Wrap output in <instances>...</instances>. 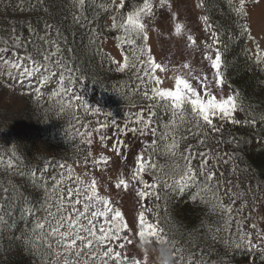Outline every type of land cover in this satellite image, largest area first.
<instances>
[{
  "label": "trees",
  "instance_id": "trees-1",
  "mask_svg": "<svg viewBox=\"0 0 264 264\" xmlns=\"http://www.w3.org/2000/svg\"><path fill=\"white\" fill-rule=\"evenodd\" d=\"M158 1L150 0L153 5ZM11 2L12 6L7 9L0 4V39L8 41L9 45L13 43V35L26 40L30 36L29 25L41 35L44 34V25H51L50 38H54L59 30L65 57L74 68L80 69L78 75L82 76L83 88L77 86L79 94L88 104L90 113L93 109L99 110L85 119L82 109H77V114L82 118L81 124L91 121L89 130L92 125L102 129L101 123L110 125L116 121L122 126L128 123L131 103L143 107L151 102L141 95L145 88L151 94V82L133 94L126 86L135 87L139 83L135 70L129 67L124 72L117 71L113 59L104 49L105 41L116 42L129 64L134 62V56L140 55L139 45H143L149 55L147 41L140 40L135 47L122 43L119 39L123 36L122 30H115L107 24L109 17L119 19L121 13L126 15L135 7L142 6L143 0H124V9L118 6L114 8L113 0ZM202 2L205 17L216 34L220 49L222 82L232 91L237 111L243 116L239 124L214 119V123L222 126L223 130L213 135L219 140L228 141L214 146L233 157L222 170L228 174L233 168L236 169L232 179L240 187L234 190L244 195L231 205L232 222L227 230L224 223L226 217L222 218L210 197L195 196L196 189L171 192L167 196L160 192V200L155 197L144 200L147 205L150 202V219L158 230H162L161 239L172 247L173 262L181 264L177 259L179 253L174 251L179 248L185 257L184 264L189 257L192 260L203 257L206 264H264V253L260 248L235 246L236 221L240 217L243 220L242 231L254 243L260 244L256 232L264 234V217L261 223L255 218V209L259 206L263 207L264 216V67L249 53L251 36L245 11L240 15L239 8L231 0ZM20 54H23L22 50ZM141 59H146V56ZM136 67L141 69L142 75L145 66L137 62ZM147 67L151 69V65ZM13 84L26 101L19 113L0 114V157L5 162L0 165V178H11L19 190L39 206L46 195L43 181H48L50 190L54 183L52 176L58 179L59 173L65 170L60 169L59 165L72 166L87 161L91 156L89 153L92 154L91 145L78 135H70L77 128L80 131L85 129L67 114L60 113L58 107L47 100L48 92L44 93L45 98L42 99L35 95L33 89L21 87L16 81ZM167 119L165 117V121ZM129 126L132 125L129 123ZM154 127H157V137L152 139H157L158 151L152 154L150 163L163 167L170 162L164 153V142L158 140L164 129L162 126ZM190 142L193 141L181 142V150ZM145 154L148 155L147 152ZM9 160L13 163L12 168L6 167ZM224 203L229 204L227 198H224ZM241 205L243 210L237 215L235 210ZM46 212L51 214L52 210L46 209ZM34 227L35 218L21 219L19 209L5 216L3 223H0V264H52L55 256L40 238L39 230L33 231ZM114 250L119 252V247L116 246ZM125 264L130 263L125 261Z\"/></svg>",
  "mask_w": 264,
  "mask_h": 264
},
{
  "label": "snow or ice",
  "instance_id": "snow-or-ice-1",
  "mask_svg": "<svg viewBox=\"0 0 264 264\" xmlns=\"http://www.w3.org/2000/svg\"><path fill=\"white\" fill-rule=\"evenodd\" d=\"M160 3L162 6L164 0H160ZM0 4L5 9L12 6L11 0H0ZM118 7L124 9V0H120ZM153 7L150 0H143L142 6L135 7L126 15L121 13L119 19L113 17L111 26L115 30H122L123 36L119 37L122 43L135 47L138 41H147L144 20L152 14ZM238 11L240 15H243L244 0H240ZM28 27L30 36L26 40L13 35V43L9 45L8 41L0 39V45H2L0 46V78L7 77L10 81L18 82L21 87L33 89L35 95L42 99L45 98L44 93L48 92L47 100L57 106L60 113L67 114L77 124H81L82 119L77 114V109H82L85 119L89 114L95 115L99 110L93 109L90 113L88 104L79 94V88H83L82 76L78 75L80 69L74 68L71 61L65 57L60 44L59 30L54 38H50L51 25H44L43 35L31 25ZM176 30L180 31L179 26ZM212 40L215 44V33H212ZM208 48L215 51L211 44ZM20 50L23 54H20ZM139 50L140 55L134 56L133 63L129 64L128 58L125 57L124 65L117 68L120 72H124L129 67L135 70V78L139 83L135 87L126 86L133 94L138 93L141 86L148 82L160 83L152 75V71L159 65L152 61L150 55H147L143 45H139ZM145 56L146 59H141ZM205 59L210 62L211 69L216 70L215 84H222L219 74L221 62L219 52L216 51L215 58L209 52L205 55ZM257 60H260L259 55ZM137 62L145 66L142 75L141 69L136 67ZM147 65H151V69ZM146 77L147 80H145ZM193 79L203 86V93L185 78L175 80L174 90H161L153 86L150 89L151 94L147 88L141 93L151 102L141 107L139 111L130 113L127 118V122L132 125L130 131L146 138L157 137V127L154 125L162 126L164 131L160 133L158 140L164 142V153L170 162L163 167L150 163L152 154L158 151V141L152 139L151 143L145 146L147 157H136L129 181H138L143 186L139 191L141 199L155 197L156 200H160L162 198L160 192L167 196L171 192L196 189L195 196L210 197L222 218L226 217L224 223L227 230L232 222L231 205L235 204L244 193L234 190L240 187L232 179L236 169L233 168L228 174L222 170L230 164L233 157L214 146L228 143L213 135L223 130L222 126L214 123V119L239 124L240 121L233 115L237 105L232 96L225 98L222 90L214 87V82L209 80L207 75L203 78L194 76ZM218 96L219 99H217ZM130 107L136 108L137 105L133 102ZM165 117L168 118L167 121ZM90 124L91 121L82 123L81 127L85 130L80 131L77 128L76 132L70 135H78L82 141L91 144L90 137L94 132L99 133L100 129L92 125L89 130ZM100 127L107 128L108 124L101 123ZM104 139L106 137L101 135L100 140ZM190 139L193 142L187 143L181 150V142ZM113 147L115 148V145ZM12 155L15 156V153ZM4 163L3 157H0V165ZM6 167H13L11 160L7 162ZM59 168L67 170V179L72 183L65 186L64 172H61L60 179H57L55 175L52 176L54 183L49 190L48 181L45 179L43 190L46 195L39 206L25 196L11 178H0V223H3L5 216L11 215L14 209H19L21 219L34 217L33 231L39 230L40 238L44 240L47 249L54 254L55 259L52 264H125V260L121 258L122 253L115 251L112 246V242L122 239L121 232L129 228V225L123 222L124 216L121 211L114 210L110 202L98 194L97 188L93 193L92 185L81 186L83 182L79 177L73 178L71 166L60 164ZM145 172L152 177L151 182L143 178L142 173ZM122 185L127 187L123 177L119 179L116 188ZM224 198L228 199L229 204L224 203ZM46 209H52L55 215L46 212ZM242 210L243 205L236 208V214L239 215ZM38 213H44V215L39 216ZM101 218H103L102 222ZM139 222L140 237L147 234L149 237L160 240L162 230L148 223L144 213L140 214ZM236 225L235 246L240 248L247 245L249 249L260 248L264 253V235L256 232L255 235L260 240V244L254 243L250 236L242 231L243 220H237ZM252 227L255 228L256 225L253 224ZM128 243L131 244V240H128ZM119 247L123 249L125 245L120 243ZM174 251L179 253L177 259L184 264L185 257L181 250L176 248ZM135 264H140V260L136 259ZM144 264H147L146 260ZM187 264H194L191 257L188 258ZM199 264H205L203 257L200 258Z\"/></svg>",
  "mask_w": 264,
  "mask_h": 264
},
{
  "label": "rangeland",
  "instance_id": "rangeland-1",
  "mask_svg": "<svg viewBox=\"0 0 264 264\" xmlns=\"http://www.w3.org/2000/svg\"><path fill=\"white\" fill-rule=\"evenodd\" d=\"M232 1L240 8V0ZM114 2L115 5H119L120 0H114ZM153 6L152 14L145 17L144 22L148 36V53L152 57V61L159 65L152 71V75L160 83L155 84L154 81H151V86L161 90H174L175 80L185 78L199 92L203 93V86L193 77L200 76L203 78L204 75H207L209 80L214 82V87H219L222 90L225 98L227 96L233 97L232 91L223 82L219 85L215 84L216 70L211 69L210 62L205 59V55L209 52L215 58V53L216 51L219 52V49L217 42L213 44L212 33L214 32L204 15L201 1L164 0L162 6L160 1ZM244 10L252 37L248 43L249 53L256 60L259 55L260 60L257 61L264 67V0H244ZM107 23L110 25L111 19H108ZM177 26L180 28L179 32L176 30ZM210 44L215 51L208 48ZM104 49L114 60L117 68L124 65L125 59L117 43L105 41ZM220 70L221 65L219 74ZM219 98L218 96L217 99ZM25 101V98L14 88L13 81L7 77L0 78L1 116L7 113H19L24 109ZM140 109L141 107L130 108L127 116ZM233 115L235 119H243L242 114L236 111ZM126 126L129 128L126 129ZM131 127L129 123H123L121 126L116 121L108 125L107 128L100 129L99 133L93 134V137H90L92 139L90 158L87 161L72 165V174L73 178L79 177L83 182L81 186L83 184L92 185L93 193L97 188L98 194L107 199L111 207L121 211L124 216L123 222L129 225V228L121 232L122 239L120 241L112 242L113 248L119 247L120 243L125 245L123 249L119 247L122 259L130 264H135L136 259L140 260V264H144L145 260L147 264H165L166 257L161 252V249L166 245L165 242L161 238L156 240L147 234L143 237L139 236L141 230L140 214L144 213L145 220L152 223L150 212L146 211L149 209L150 202L147 205L145 198L139 197V191L143 186L138 181H129V177L135 166L136 157H147L145 146L151 143L152 137L146 138L140 136L139 133H132ZM101 135H104L106 139L101 141ZM142 175L144 179L149 182L152 181V177L147 172L142 173ZM121 177L126 180L127 187L122 185L120 188H116ZM71 183L67 179V170L65 169L64 185ZM255 210V218L261 223L264 217L263 207L259 206ZM51 214L55 215L53 210ZM238 220H242V218L240 217ZM128 240H131V244L128 243ZM193 262L198 264L199 260ZM172 264L179 263L172 260Z\"/></svg>",
  "mask_w": 264,
  "mask_h": 264
},
{
  "label": "clouds",
  "instance_id": "clouds-1",
  "mask_svg": "<svg viewBox=\"0 0 264 264\" xmlns=\"http://www.w3.org/2000/svg\"><path fill=\"white\" fill-rule=\"evenodd\" d=\"M161 252L164 257H166L165 264H172V259H173V253L171 252V249L165 245L162 249Z\"/></svg>",
  "mask_w": 264,
  "mask_h": 264
}]
</instances>
